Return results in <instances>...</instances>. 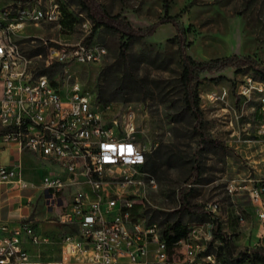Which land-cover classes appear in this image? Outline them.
Instances as JSON below:
<instances>
[{
  "label": "rangeland",
  "instance_id": "rangeland-1",
  "mask_svg": "<svg viewBox=\"0 0 264 264\" xmlns=\"http://www.w3.org/2000/svg\"><path fill=\"white\" fill-rule=\"evenodd\" d=\"M63 17L59 31L54 26L40 25L26 28L20 40L24 54L31 60L32 71L48 66V47L57 42L104 45L107 49L102 61L91 65L77 63L60 64L47 75L57 80L67 92L72 83L78 82L99 99L100 90L120 89L124 83L127 57L132 61L139 77L149 85L145 99L131 102H112L113 112L130 107L138 114V138L146 148L147 156L158 160L154 176L155 185H149L144 199L148 218L164 225L181 223L201 230L200 236L207 253L217 261L236 263L245 251L263 249L258 239V223L246 193L230 195L228 184L244 179H264V137L258 134L260 100L238 94L239 86L252 77L264 81L256 68H264V0H95L103 11L134 29H148L165 15V3L169 14L175 17L183 29L186 53L198 62L234 58L235 63L216 73H202L199 87L200 107L206 122L209 139L217 140L220 147L211 143L199 144V137L192 131L193 119L183 105V94L178 84L180 71L177 31L172 23L161 24L154 35L140 41L128 42L121 34L107 28H99L92 36L93 19L78 0H63ZM71 20L72 23H71ZM91 37L90 43L87 39ZM129 46L125 48L124 44ZM44 47L45 51L35 54ZM161 56H158L157 54ZM1 92V84H0ZM193 166L200 169L199 182L188 201L191 206L204 207L217 204L216 214L191 216L181 211L179 191ZM23 174L34 188L26 195L34 196L31 212L39 221L38 229L57 240L72 232L58 221L65 209L49 211L39 191L42 179L53 170L25 157ZM70 192L58 193L69 203ZM168 199V201H167ZM245 214V224H239L235 210ZM214 219L222 225L229 237V248L220 240H213ZM211 232V238L209 236ZM60 244L49 247L32 245L30 251L42 257L58 251ZM56 256V255H54Z\"/></svg>",
  "mask_w": 264,
  "mask_h": 264
},
{
  "label": "built area",
  "instance_id": "built-area-1",
  "mask_svg": "<svg viewBox=\"0 0 264 264\" xmlns=\"http://www.w3.org/2000/svg\"><path fill=\"white\" fill-rule=\"evenodd\" d=\"M64 4L0 0V136L57 170L43 177L40 189L49 211L65 209L58 221L72 231L57 241L37 231L36 216L0 222V264H229L207 253L202 228L187 226L185 236L169 242L166 225L148 218L144 199L155 180L145 169L147 151L138 138L135 110L113 112L111 104L100 102L78 82L64 92L54 85L59 81L32 71L20 40L29 26L64 29ZM57 44L48 47V66L96 64L107 52L102 44ZM238 94L247 99L258 96L262 115L258 133L264 136V81L249 77ZM0 180L29 187L20 166L0 168ZM71 190L66 204L58 193ZM227 191L248 195L264 246V179L233 180ZM218 209L209 203L204 212L212 216ZM234 214L239 224H245L242 211ZM55 242L60 244L56 256L43 258L39 251L33 257L25 248L26 243L43 248Z\"/></svg>",
  "mask_w": 264,
  "mask_h": 264
},
{
  "label": "trees",
  "instance_id": "trees-1",
  "mask_svg": "<svg viewBox=\"0 0 264 264\" xmlns=\"http://www.w3.org/2000/svg\"><path fill=\"white\" fill-rule=\"evenodd\" d=\"M82 3L86 10L89 12V15L93 19V32L92 36L97 32L101 27L107 28L111 31L121 34L128 42L130 41H140L146 37L154 35L157 27L161 24L172 23L177 31L178 43H179V58H180V71L178 73V84L182 90L183 94V105L186 108V111L193 119L192 131L194 135L199 137V144H205L207 142L211 143L215 147H220L221 143L217 140H211L208 138L205 126L206 122L204 120V113L200 107V93L199 87L202 83L200 75L202 73H216L222 71L230 66H232L235 61L234 58H226L222 60H211L209 62H198L190 55L186 53L185 41L182 38L183 29L179 26L175 17L170 16L169 14V4L165 3L164 10L165 15L158 22L150 26L148 29H134L129 23L120 21L117 17L111 16L101 9L97 5L95 0H78ZM166 1V0H165ZM73 20H71L72 23ZM91 37L87 39V43H90ZM125 48L128 45L124 44ZM45 51L44 47H39L35 50V54H41ZM158 56H161L159 53ZM132 61L127 57L124 70V83L121 85L120 89L114 90L112 88H107L100 90L99 100L102 103H112V102H131L139 101L145 99L149 92V85L142 80L138 73L134 71V68L131 67ZM55 66L61 67L60 64L52 65L51 68L36 71L37 75H49L54 74L53 68ZM257 72L260 73L264 78V68H256ZM158 159L153 158L152 156H147L146 171L151 175L155 176L158 168ZM200 169L198 166H193L189 176L186 179V184L179 191L180 201H181V211L195 216L198 213L201 215H207L204 212V209L201 207L191 206L188 199L191 194L194 192V185L199 182L200 179ZM148 213V211H147ZM187 231V226L182 225L180 222L176 224L166 225L165 236L172 242L177 238L185 236ZM213 240H220L227 249L229 248V237L226 233L222 231V225L217 220L214 219L213 229H212ZM248 260V264H264V250H258L253 252L251 256L243 253L238 261ZM227 262L226 260H224ZM233 264V263H229Z\"/></svg>",
  "mask_w": 264,
  "mask_h": 264
},
{
  "label": "crops",
  "instance_id": "crops-1",
  "mask_svg": "<svg viewBox=\"0 0 264 264\" xmlns=\"http://www.w3.org/2000/svg\"><path fill=\"white\" fill-rule=\"evenodd\" d=\"M259 118L261 121L262 115L260 113V110ZM25 157L33 159L34 161H37L42 165L51 168L53 170V173L57 172L54 167L48 165L45 161L41 160L37 156L28 152H20L16 145L4 142L2 137L0 136V168L20 166L22 170L25 163ZM22 175L23 178L26 180V177L23 174V170ZM28 184L29 187L23 188L17 183L4 182L0 180V222L17 223L25 217L34 216V214L31 212L30 207L34 200V196L26 195V191L34 187L31 186L29 182ZM39 191H41L40 188ZM38 227L39 226H37L38 232L42 234H48L44 233L41 230V227L39 229ZM30 247H32V245H30L29 243L25 244V248L31 254V256H36L35 253L30 251ZM54 253L52 254L54 255Z\"/></svg>",
  "mask_w": 264,
  "mask_h": 264
}]
</instances>
